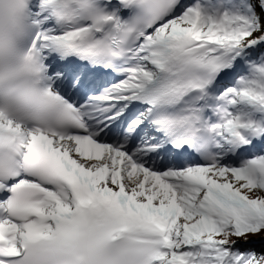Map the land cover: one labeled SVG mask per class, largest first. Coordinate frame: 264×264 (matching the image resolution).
<instances>
[{
	"label": "snow or ice",
	"instance_id": "snow-or-ice-1",
	"mask_svg": "<svg viewBox=\"0 0 264 264\" xmlns=\"http://www.w3.org/2000/svg\"><path fill=\"white\" fill-rule=\"evenodd\" d=\"M0 264H264V0H0Z\"/></svg>",
	"mask_w": 264,
	"mask_h": 264
}]
</instances>
